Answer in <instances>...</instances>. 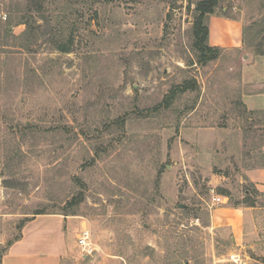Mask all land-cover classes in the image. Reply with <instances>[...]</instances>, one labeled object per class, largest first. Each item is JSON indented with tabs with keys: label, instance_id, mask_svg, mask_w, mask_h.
<instances>
[{
	"label": "rangeland",
	"instance_id": "rangeland-1",
	"mask_svg": "<svg viewBox=\"0 0 264 264\" xmlns=\"http://www.w3.org/2000/svg\"><path fill=\"white\" fill-rule=\"evenodd\" d=\"M206 2L0 0V264H264V0Z\"/></svg>",
	"mask_w": 264,
	"mask_h": 264
},
{
	"label": "crops",
	"instance_id": "crops-1",
	"mask_svg": "<svg viewBox=\"0 0 264 264\" xmlns=\"http://www.w3.org/2000/svg\"><path fill=\"white\" fill-rule=\"evenodd\" d=\"M212 22L216 27H219L218 33L220 35L218 36V33H216L215 37L217 36L216 38H219L220 42L237 43L239 41V24L236 22L232 23L226 19L222 20L218 17L212 18ZM209 28L210 36L212 37L214 29L212 26ZM229 28L233 30L235 34H230V32H228ZM263 171L264 168H262V172ZM44 220L46 219H42L41 222L40 219H35L28 224L22 238L15 242L4 255L2 264H58L61 256L68 255L69 250L60 245L63 244L61 243L62 236L60 239L54 237L50 240L48 238V229L44 227L45 230H43V226L47 223L46 221L43 222ZM37 237L40 238L39 243L37 242ZM41 238H43V240Z\"/></svg>",
	"mask_w": 264,
	"mask_h": 264
},
{
	"label": "built area",
	"instance_id": "built-area-1",
	"mask_svg": "<svg viewBox=\"0 0 264 264\" xmlns=\"http://www.w3.org/2000/svg\"><path fill=\"white\" fill-rule=\"evenodd\" d=\"M217 200V197H213ZM77 247L81 256L93 257L100 252V246L96 241L92 229L88 225H83L76 237Z\"/></svg>",
	"mask_w": 264,
	"mask_h": 264
},
{
	"label": "trees",
	"instance_id": "trees-1",
	"mask_svg": "<svg viewBox=\"0 0 264 264\" xmlns=\"http://www.w3.org/2000/svg\"><path fill=\"white\" fill-rule=\"evenodd\" d=\"M216 5V0H208V2L206 3H203L202 6H204V9H205V12L206 14H213L214 11H213V6ZM203 18H204V15L200 16L199 18V31L201 33V36H200V42H205L206 40H209V36H210V28H209V25H204L203 23ZM201 48H204V47H201ZM206 49V47H205ZM213 49H217L216 47L214 46H211L209 45V48H207V50H213ZM62 50L63 52H68L69 49H60Z\"/></svg>",
	"mask_w": 264,
	"mask_h": 264
}]
</instances>
